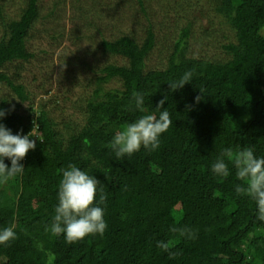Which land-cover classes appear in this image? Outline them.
<instances>
[{
    "label": "trees",
    "instance_id": "trees-1",
    "mask_svg": "<svg viewBox=\"0 0 264 264\" xmlns=\"http://www.w3.org/2000/svg\"><path fill=\"white\" fill-rule=\"evenodd\" d=\"M41 1L26 0L19 18L11 20L0 6V85L18 98L12 107L0 91V108L8 111L0 122L13 134H28L35 122L39 134L35 150L21 162L23 175L0 184V227L14 223L17 233L14 241L0 245V264H264V222L256 219L255 202L236 196L240 181L234 168L226 179L210 171L226 147L251 146L263 155L264 0L213 1L235 34V42L223 46L224 61L190 56L191 22L162 68L147 69L156 47L151 27L142 42L131 34L102 40L107 55L128 64L99 70L92 93L75 103L84 121L66 124L67 133L44 106H35V95L23 82L27 65L37 58L29 42L44 19ZM189 70H194L192 83L171 93L167 83ZM115 80L120 88H105ZM134 91L146 94L150 110L166 95L172 125L159 150L117 159L108 144L140 115L132 106ZM5 163L11 167L10 160ZM69 164L96 176L108 197L105 234L73 244L46 230L58 202L60 170ZM185 226L198 238L171 231ZM160 240L169 243V251L156 246Z\"/></svg>",
    "mask_w": 264,
    "mask_h": 264
},
{
    "label": "rangeland",
    "instance_id": "rangeland-1",
    "mask_svg": "<svg viewBox=\"0 0 264 264\" xmlns=\"http://www.w3.org/2000/svg\"><path fill=\"white\" fill-rule=\"evenodd\" d=\"M142 1L144 8L139 0L41 1L44 19L37 24L29 42V49L37 58L27 65L23 82L35 95V106H44L61 131H69L66 124L84 121L75 103L92 93L99 70L108 64H128L125 58L104 52L101 45L104 39L131 34L142 42L151 27L156 34V47L147 60V69H157L165 66L176 40L191 22L190 56L211 61L228 58L223 46L235 42V34L216 14L214 0ZM25 2L0 0L2 15L6 20L18 19ZM3 31L0 19V38ZM120 86L115 80L105 88ZM0 91L14 107L18 98L10 88L0 85ZM259 150L264 155V145ZM185 255L195 256L192 252Z\"/></svg>",
    "mask_w": 264,
    "mask_h": 264
},
{
    "label": "clouds",
    "instance_id": "clouds-1",
    "mask_svg": "<svg viewBox=\"0 0 264 264\" xmlns=\"http://www.w3.org/2000/svg\"><path fill=\"white\" fill-rule=\"evenodd\" d=\"M194 70L184 72L178 79L167 83L170 92L183 89L192 83ZM202 93V92H201ZM203 94V93H202ZM146 94L142 91L132 93V106L140 115L132 122L122 126L112 137L108 147L117 159L131 157L141 149L155 152L161 147V138L170 129L172 120L164 104L168 97L150 110L145 104ZM197 102L201 97L197 96ZM8 111L0 108V121ZM36 124L28 134L23 130L13 134L4 123L0 122V184H7L22 176L25 168L21 163L30 151L36 148ZM11 161V167L5 163ZM231 165V167H230ZM235 169L236 180L234 191L237 197H247L255 202L256 219L264 222V155H257L254 147L244 146L233 149L224 148L211 163V174L218 179H226ZM108 171V170H106ZM58 184L57 204L54 215L47 226L53 236L63 235L67 243L73 244L91 236H103L108 229L106 216L107 195L99 188V180L76 164L62 168ZM99 194V199L97 196ZM15 224L0 227V245H7L17 238ZM173 233L185 239H197L198 233L191 227H173ZM156 246L169 251L170 245L164 240L157 241Z\"/></svg>",
    "mask_w": 264,
    "mask_h": 264
}]
</instances>
